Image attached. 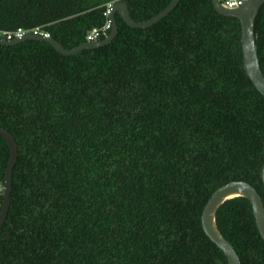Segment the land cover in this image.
<instances>
[{"label":"trees","instance_id":"1","mask_svg":"<svg viewBox=\"0 0 264 264\" xmlns=\"http://www.w3.org/2000/svg\"><path fill=\"white\" fill-rule=\"evenodd\" d=\"M118 1L142 22L172 0H2L0 31L39 28L73 49ZM116 18L112 44L76 56L0 45V127L19 149L0 264H228L205 205L233 181L264 201V96L239 19L213 0H181L147 29ZM255 33L264 74V5ZM9 160L0 136V212ZM217 224L242 264H264L248 200L225 203Z\"/></svg>","mask_w":264,"mask_h":264},{"label":"water","instance_id":"2","mask_svg":"<svg viewBox=\"0 0 264 264\" xmlns=\"http://www.w3.org/2000/svg\"><path fill=\"white\" fill-rule=\"evenodd\" d=\"M2 0H0L1 2ZM181 0H172L171 3L160 13L149 20L137 22L132 19L129 6L124 1L112 4L108 20L112 24L110 33L103 39L86 42L73 49H66L53 38H47L37 34H27L21 39L13 41H1V46H15L25 41H41L50 44L59 54L63 56H76L84 50H93L108 46L113 43L119 34L117 15L119 14L125 24L132 29H147L165 19L179 5ZM264 0H249L244 6L228 8L222 0H213L215 10L222 16L239 19L242 28V50L246 73L256 89L264 96V74L260 66L257 36L255 33V22ZM0 136L4 138L10 149V160L5 175L4 199L0 212V236L8 217L11 197L13 192V172L18 161V144L15 137L6 129L0 127ZM262 179L264 183V165L262 168ZM237 198L248 200L252 207L256 225L260 236L264 240V201L258 191L249 183L244 181H233L218 188L211 196L202 213V227L208 238L219 249L223 251L228 264H242L241 259L233 245L224 237L218 228L217 213L228 201Z\"/></svg>","mask_w":264,"mask_h":264},{"label":"built area","instance_id":"3","mask_svg":"<svg viewBox=\"0 0 264 264\" xmlns=\"http://www.w3.org/2000/svg\"><path fill=\"white\" fill-rule=\"evenodd\" d=\"M249 0H222V3L228 7V8H238L244 6ZM111 5H109V9L107 12V15L109 16V12L111 9ZM112 29V24L108 20L107 23L101 27V28H94L92 29L87 37L86 42H92L95 40H100L104 37H106ZM27 34H37L42 35L47 38H51L50 34L46 32H42L39 28L35 29H24V28H18L14 31H0V40L1 41H13L16 39H21Z\"/></svg>","mask_w":264,"mask_h":264}]
</instances>
